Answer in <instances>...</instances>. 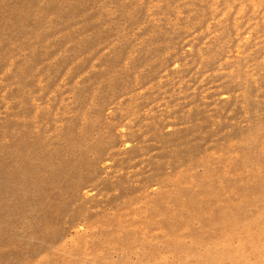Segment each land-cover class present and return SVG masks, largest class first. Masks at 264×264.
<instances>
[{"label":"rangeland","instance_id":"obj_1","mask_svg":"<svg viewBox=\"0 0 264 264\" xmlns=\"http://www.w3.org/2000/svg\"><path fill=\"white\" fill-rule=\"evenodd\" d=\"M0 264H264V0H0Z\"/></svg>","mask_w":264,"mask_h":264}]
</instances>
